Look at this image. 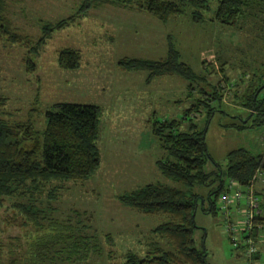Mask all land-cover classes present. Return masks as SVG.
Returning a JSON list of instances; mask_svg holds the SVG:
<instances>
[{
    "label": "rangeland",
    "instance_id": "rangeland-1",
    "mask_svg": "<svg viewBox=\"0 0 264 264\" xmlns=\"http://www.w3.org/2000/svg\"><path fill=\"white\" fill-rule=\"evenodd\" d=\"M4 2L5 17L13 31L31 42L27 48L0 34L4 118L11 123L30 120L42 132L45 112L53 104H90L101 109L99 168L85 182H53L39 196L38 204L48 207L49 190L56 187V199L51 204L54 210L48 217L65 220L70 215L74 225L77 218L72 211L83 213L80 219L87 227L85 234L95 231L99 235L103 253L101 258L92 256L87 264H119L127 250L144 252L153 237L151 230L162 222L163 217L139 214L122 205L116 196L147 184L179 187L156 167V161L165 154L151 132L154 119L177 120L182 122L181 128H186L188 120L194 117L193 121L203 127L206 109H199L188 120L184 112L202 98L199 92L211 93L215 88L221 101H211L215 112L205 136L213 160L223 166L226 154L239 148L264 157V123L244 131L231 126L237 125L238 119H247L249 111L242 106L244 97L263 84L258 82V76L264 73V11L243 18L231 28L210 21L193 24L188 14L171 17L164 23L145 12L99 5L66 29L53 32L44 45L36 47L42 25L71 16L81 0ZM169 43L175 46L181 61L205 78L206 82L194 84L190 97L188 82L177 75L146 81V72L122 71L118 67L122 59H163ZM63 49L80 52L77 69L59 68L58 53ZM27 60L33 63L32 72L27 71ZM262 98L264 89L259 94ZM211 168L210 164L206 166L207 171ZM256 184L262 188L258 198L264 203V171ZM14 201L4 199L0 205V264L31 259V246L50 232L48 221L39 231L26 221L12 207ZM231 219H237L234 209ZM195 224V246L204 248L208 264H245L242 252L224 233V215L220 210L213 215L198 209ZM106 234L111 235L113 246L106 241Z\"/></svg>",
    "mask_w": 264,
    "mask_h": 264
},
{
    "label": "trees",
    "instance_id": "trees-1",
    "mask_svg": "<svg viewBox=\"0 0 264 264\" xmlns=\"http://www.w3.org/2000/svg\"><path fill=\"white\" fill-rule=\"evenodd\" d=\"M99 5L145 12L164 23L171 17L188 14L193 24L202 25L210 21L231 28L243 18L264 11V0H81L79 8L71 16L55 24L42 25V35L36 47L44 45L53 32L66 29ZM0 34L11 43H21L27 48L31 44L26 37L13 31L5 17L4 0H0ZM33 47L31 49L35 51L36 47ZM27 62V71L32 72L33 63ZM80 62L81 55L77 50L63 49L58 53L60 69L75 70ZM118 67L122 71L146 72V81L177 75L188 82L187 97L192 96L194 84L206 82L203 76L196 75L188 64L181 61L172 43H169L163 59H122ZM258 82L263 84L244 97L242 106L249 111L247 119H238L237 125H231L238 131L264 123V98L259 99L264 89V73L258 76ZM212 89L211 93L199 92L202 98H198L196 104L184 112L188 120L199 109H206L207 118L203 127L193 121L194 117L188 120L186 128H181L182 122L177 120L154 119L151 122V132L165 154L156 161V167L166 179L179 187L154 183L116 196L118 202L139 214L163 217L162 222L151 230L153 237L145 251L127 250L119 264H208L204 248L195 246L197 210L204 214H217L218 200L228 181L235 180L245 186L255 172L261 170L263 154H253L244 148L228 152L223 166L209 154L205 136L215 112L211 101H221V96L215 88ZM5 106L6 98L0 96V205L4 199H13L12 207L26 221L38 231L43 230L44 222L48 221L50 230L31 246V259L9 264H45L47 261L51 264H87L92 256L101 258L99 235L95 231L91 235L85 234L87 227L80 219L83 213L72 211L77 218L74 225L70 222V215L65 220L48 217V213L54 210L51 204L56 199V187L49 190L48 207L38 205L41 204L39 196L53 182H85L99 168L97 141L101 109L90 104H53L46 110L45 128L39 132L30 120L14 123L6 120ZM208 164L212 165L210 171L206 170ZM261 207L264 211V206ZM105 238L113 246L111 235L106 234Z\"/></svg>",
    "mask_w": 264,
    "mask_h": 264
},
{
    "label": "built area",
    "instance_id": "built-area-1",
    "mask_svg": "<svg viewBox=\"0 0 264 264\" xmlns=\"http://www.w3.org/2000/svg\"><path fill=\"white\" fill-rule=\"evenodd\" d=\"M257 170L248 185L229 180L218 200L224 215V233L244 256L245 264H264V211L260 207L256 183L262 174ZM232 209L237 219L232 221Z\"/></svg>",
    "mask_w": 264,
    "mask_h": 264
},
{
    "label": "crops",
    "instance_id": "crops-1",
    "mask_svg": "<svg viewBox=\"0 0 264 264\" xmlns=\"http://www.w3.org/2000/svg\"><path fill=\"white\" fill-rule=\"evenodd\" d=\"M255 190H256L257 194L259 195V194H260V191H262V188H257V184H256V186H255ZM259 202H260V207H261V206H264V203H262L260 200H259ZM261 209H262V207H261ZM262 210H263V209H262Z\"/></svg>",
    "mask_w": 264,
    "mask_h": 264
},
{
    "label": "water",
    "instance_id": "water-1",
    "mask_svg": "<svg viewBox=\"0 0 264 264\" xmlns=\"http://www.w3.org/2000/svg\"><path fill=\"white\" fill-rule=\"evenodd\" d=\"M261 169L264 171V160H263V162L261 164Z\"/></svg>",
    "mask_w": 264,
    "mask_h": 264
}]
</instances>
